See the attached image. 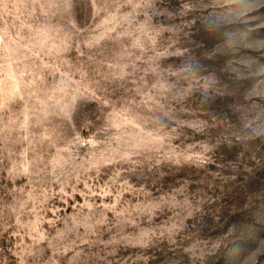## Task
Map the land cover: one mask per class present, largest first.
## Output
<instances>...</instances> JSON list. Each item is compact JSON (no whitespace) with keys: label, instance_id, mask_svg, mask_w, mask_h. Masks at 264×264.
<instances>
[{"label":"rangeland","instance_id":"rangeland-1","mask_svg":"<svg viewBox=\"0 0 264 264\" xmlns=\"http://www.w3.org/2000/svg\"><path fill=\"white\" fill-rule=\"evenodd\" d=\"M0 264H264V0H0Z\"/></svg>","mask_w":264,"mask_h":264}]
</instances>
